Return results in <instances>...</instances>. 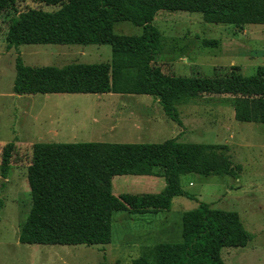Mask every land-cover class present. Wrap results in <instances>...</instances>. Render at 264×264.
I'll return each mask as SVG.
<instances>
[{
  "label": "trees",
  "instance_id": "1",
  "mask_svg": "<svg viewBox=\"0 0 264 264\" xmlns=\"http://www.w3.org/2000/svg\"><path fill=\"white\" fill-rule=\"evenodd\" d=\"M22 0H0V14ZM53 10L29 8L9 20V47L22 44H110V63L73 62L63 66H31L20 55L15 61L13 89L18 94L117 93L148 94L177 125L183 122L177 107L199 95L234 98L235 117L264 123V65L244 75L232 66L223 75L184 76L167 73L157 63L165 40L154 24L163 11L200 13L206 23L264 24V0H33ZM128 21L141 34H116L115 24ZM217 47L216 38L191 40ZM258 102V105L255 104ZM214 143L183 142L178 136L162 142H36L28 166L32 206L19 241L25 244L98 245L112 239L114 214L170 210L175 196L198 202L182 215V238L161 242L156 257L135 258L131 264H227L222 249L246 246L253 234L235 210L215 208L181 185L182 175H232L242 165ZM16 143L3 149L2 169L7 177ZM117 175L162 176L166 186L158 194L113 193ZM1 208V204H0Z\"/></svg>",
  "mask_w": 264,
  "mask_h": 264
},
{
  "label": "rangeland",
  "instance_id": "2",
  "mask_svg": "<svg viewBox=\"0 0 264 264\" xmlns=\"http://www.w3.org/2000/svg\"><path fill=\"white\" fill-rule=\"evenodd\" d=\"M29 8L53 10L57 7L22 0L15 9L0 14V261L13 256L8 253L19 242L17 235L32 206L28 166L33 144L49 141L40 136L47 132L45 129L56 125L58 118L64 121L57 124L64 131L78 127V124L81 126L83 120H88L86 123L93 127L96 118L112 122L113 127L123 122L124 128L119 126L121 131L117 137H133L124 141L106 134L109 142H162L178 136L183 142L220 144L221 151L233 164L242 165L238 177H206L190 173L182 175L181 185L215 208L237 211L246 229L253 234L246 246L222 249L227 264H264V123L260 118L255 117L252 121L236 119L234 98L230 96L199 95L179 101L177 107L184 125L180 127L165 115L156 99L146 94H18L13 89L18 55L31 66L110 63L112 60L110 44L9 47L6 35L10 18ZM154 24L165 40L157 63L167 73L213 76L226 74L232 66H239V72L251 75L264 65V24H248L239 30L235 25L206 23L200 13L185 11L160 12ZM141 32L142 27L128 21L115 24L116 34L138 35ZM196 36L216 38L219 44L217 47L192 45L191 40ZM12 141L16 143V149L10 171L4 177L3 149ZM111 184L117 196L123 193L158 194L164 190L166 181L162 176L117 175ZM197 206L194 199L175 196L170 210L116 212L109 244L66 246L61 249L62 261L57 259V264H131L140 256L154 260L159 243L181 240L182 215ZM20 256L23 258V254ZM50 262L47 253L37 259V264Z\"/></svg>",
  "mask_w": 264,
  "mask_h": 264
},
{
  "label": "crops",
  "instance_id": "3",
  "mask_svg": "<svg viewBox=\"0 0 264 264\" xmlns=\"http://www.w3.org/2000/svg\"><path fill=\"white\" fill-rule=\"evenodd\" d=\"M61 114H63V112H61ZM95 119L93 121L94 125L92 124L93 127H91L88 123H86L88 120L87 121L83 120V122H81V126L78 124V127L73 126L71 130L64 131L60 125H57L58 122L62 123L64 121H62L61 118H58L56 119L57 120L56 125L45 129L47 132H45V134L41 135L40 137L41 139L49 140V141L44 140L42 142H88V141L109 142L107 140L106 134L111 135L110 136L111 138H115L117 140L128 141L133 139V137H130V135L127 136L121 135V137L119 136L117 137V135L121 131L119 130V126H121V128H124V125H122L124 124L123 122L113 127L112 126L113 123L110 121L107 120L105 121L103 119H96V120ZM102 127L104 130L101 129ZM19 235L20 232L17 235L18 238ZM98 245H102V244H98ZM66 246H72V245L25 244L19 241L18 243H15V249H12L8 253V254H13V256L12 257L8 256L7 259H2L0 261V264H37V259L41 258V255H45V253H47V255L50 257L51 261L54 264H57L58 263L57 259L62 261L61 249L65 248ZM20 254H23V258L20 256ZM52 262H50V264H52Z\"/></svg>",
  "mask_w": 264,
  "mask_h": 264
}]
</instances>
